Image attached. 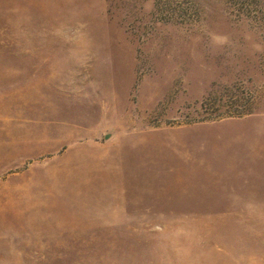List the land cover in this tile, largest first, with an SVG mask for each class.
I'll list each match as a JSON object with an SVG mask.
<instances>
[{"label":"rangeland","instance_id":"1","mask_svg":"<svg viewBox=\"0 0 264 264\" xmlns=\"http://www.w3.org/2000/svg\"><path fill=\"white\" fill-rule=\"evenodd\" d=\"M0 264H264V0H0Z\"/></svg>","mask_w":264,"mask_h":264}]
</instances>
